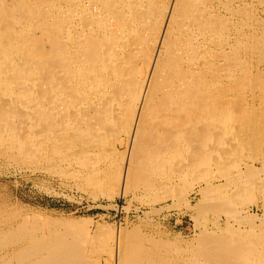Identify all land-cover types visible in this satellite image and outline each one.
Here are the masks:
<instances>
[{
	"label": "bare ground",
	"instance_id": "obj_1",
	"mask_svg": "<svg viewBox=\"0 0 264 264\" xmlns=\"http://www.w3.org/2000/svg\"><path fill=\"white\" fill-rule=\"evenodd\" d=\"M157 3L0 0V156L82 173L100 160L193 213L194 242L119 230L112 264H264V228L241 215L255 205L263 226L264 19L247 0ZM31 222L0 232V264H95L75 224Z\"/></svg>",
	"mask_w": 264,
	"mask_h": 264
},
{
	"label": "rangeland",
	"instance_id": "obj_2",
	"mask_svg": "<svg viewBox=\"0 0 264 264\" xmlns=\"http://www.w3.org/2000/svg\"><path fill=\"white\" fill-rule=\"evenodd\" d=\"M156 2L162 9H167L173 5L174 0ZM247 2L251 6H246V9L251 10L255 17L264 19V0ZM245 17L241 20L246 24ZM243 31L247 30L243 28ZM258 68L264 71V65ZM119 146L117 154H114L112 149L108 151L114 158V163L122 169L121 155H126L127 149ZM256 156L258 159H264V152H258ZM32 162L13 161L0 156V232L11 225V222L23 220L40 222V226L43 224V230H46L45 225L51 221L60 229L62 225L75 224L77 236L86 238V257L89 262L95 264H112L114 255L110 248L119 230L122 231L123 239H131L133 231H138L147 236L189 243L194 242L198 234L194 229L193 213L187 212L184 202L178 197L151 199L152 193L145 191L143 185L123 184L114 174L110 179L112 174L103 175L105 170L97 173L96 170L103 166L100 160H91L85 173H82V167L76 164L71 167L61 164L60 168L54 163ZM94 173L95 175H92ZM192 197V204H195L199 196L192 194ZM253 197L259 205L263 204L261 194L256 193ZM177 203L182 206L179 207ZM244 207L241 209V215L246 213L256 216L255 223L264 228V220L263 226L258 220L262 217V211L251 204ZM206 214L198 215L199 221L201 225L211 228L215 216L212 213ZM220 217L224 219L223 215ZM243 228L237 227L238 231H243ZM1 255L2 249L0 258Z\"/></svg>",
	"mask_w": 264,
	"mask_h": 264
}]
</instances>
